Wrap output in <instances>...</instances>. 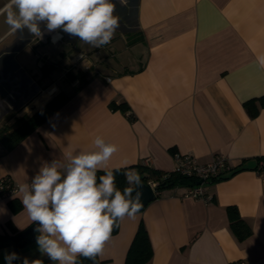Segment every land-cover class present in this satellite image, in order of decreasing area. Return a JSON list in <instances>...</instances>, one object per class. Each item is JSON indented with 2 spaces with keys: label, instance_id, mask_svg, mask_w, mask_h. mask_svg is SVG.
<instances>
[{
  "label": "crops",
  "instance_id": "0c3cea01",
  "mask_svg": "<svg viewBox=\"0 0 264 264\" xmlns=\"http://www.w3.org/2000/svg\"><path fill=\"white\" fill-rule=\"evenodd\" d=\"M114 2L120 27L109 44L94 48L61 29L49 32L46 22L39 37L13 30L6 18L17 10L0 0V95L18 101L10 104L18 106L16 115L29 116L60 92L70 96L0 154V179L30 183L45 162L66 163L69 153L95 150L96 136L118 146L108 169L137 172L147 164L174 171L175 151L200 163L225 155L228 176L206 184L214 199L186 196L188 187L164 189L135 218L120 221L99 256L104 264H124L143 220L154 251L143 264H264V176L254 167L264 155V106L257 101L255 116L245 106L264 95L257 59L264 56V0ZM69 71L87 80L69 83ZM113 101L129 108L114 109ZM12 198L20 201L0 190V233L32 224L23 208L10 207ZM229 205L251 226L243 241L232 230ZM9 253L20 257L12 264L24 258L54 264L36 241L2 246L0 264Z\"/></svg>",
  "mask_w": 264,
  "mask_h": 264
},
{
  "label": "clouds",
  "instance_id": "9594fccd",
  "mask_svg": "<svg viewBox=\"0 0 264 264\" xmlns=\"http://www.w3.org/2000/svg\"><path fill=\"white\" fill-rule=\"evenodd\" d=\"M118 3L126 7L128 0ZM13 6L17 12H8L6 23L16 31L27 28L37 37L42 35L40 23L46 22L49 32L61 29L84 44L102 48L120 27L114 0H11L8 7ZM257 59L264 67V56ZM94 146L93 151L69 153L66 163L45 162L31 183L18 184L13 193L31 223H38V249L54 264H78L79 257L95 264L118 222L135 218L143 207L140 174L125 171L130 186L121 191L115 176L120 169L106 167L118 146L101 136L95 137ZM18 259L16 253L5 255L6 264ZM22 264L41 262L24 258Z\"/></svg>",
  "mask_w": 264,
  "mask_h": 264
},
{
  "label": "trees",
  "instance_id": "16d2710c",
  "mask_svg": "<svg viewBox=\"0 0 264 264\" xmlns=\"http://www.w3.org/2000/svg\"><path fill=\"white\" fill-rule=\"evenodd\" d=\"M138 39H134L132 42H136ZM67 77L70 80H74L79 78L80 82H85L87 79L83 76V73H78L74 75L69 71L67 73ZM80 86H77L75 89L79 90ZM70 98L68 94L65 92H60L48 102L45 103V106L37 110L33 113V115L29 116L24 114L19 117L16 121V126L11 128L3 127L0 128V143L3 144L4 151L7 152L9 149L13 148L19 142L22 141L27 135L34 132V130L40 126L42 123L46 122L51 115L56 112L65 102ZM257 101H259V106H264V95L260 98H253L245 103V106L248 110L249 115L255 116L259 111V106L257 105ZM111 106L114 109L120 108L121 110H127L129 105L126 102H122L121 104L116 101L111 102ZM176 152V151H175ZM174 152V153H175ZM137 172L141 176V181L155 182L157 187L158 195L160 192L164 191V189L177 188V187H194L197 186L198 179L194 176H187L185 174L180 173L179 171H165L158 170L151 165L147 164H138ZM260 173H264V155L258 156L257 163L254 166ZM243 167H238L233 169V173L240 171ZM117 169V168H112ZM120 171L115 173L116 176V186L119 190L123 191L125 187H129L130 185L127 183L126 178L124 176V172L128 171V168H119ZM104 174L103 172H98V176ZM225 174V173H224ZM221 174L215 178H212L208 181V183H214L215 180L226 178L228 176ZM134 187V185H133ZM3 194V192H1ZM214 199V197L212 198ZM10 207L13 208L15 212L20 211L23 207L21 202L17 198H12L9 201ZM228 213L230 216L231 227L238 237L240 241H243L246 237L251 235L252 229L251 226L241 217L239 210L234 205H229ZM120 229V221L118 222V226L114 227L111 235L116 234ZM16 233H0V248L6 245H15L16 248H20L22 246L27 245V243L36 241V237L39 235L38 232L33 230L31 233L27 234L23 239H17ZM128 254L124 264H143L149 261L153 255V246L151 238L149 237V232L147 226L143 220L140 221L139 228L133 237V241L131 242ZM78 264H93L92 260L85 259L83 257L78 258ZM95 264H104V261L100 258V256L96 257Z\"/></svg>",
  "mask_w": 264,
  "mask_h": 264
},
{
  "label": "built area",
  "instance_id": "2783aa9c",
  "mask_svg": "<svg viewBox=\"0 0 264 264\" xmlns=\"http://www.w3.org/2000/svg\"><path fill=\"white\" fill-rule=\"evenodd\" d=\"M111 79V78H109ZM175 159L177 161L175 171H179L187 176L191 175L196 177L198 180L204 179V182L200 185L190 187L186 192V196H192L195 198H207L212 199L206 193V184L212 178H215L221 174L227 172L230 168L228 158L225 155H216L214 160L208 163H200L193 157L192 154H181L179 151L175 152ZM264 176V173H262ZM31 183V182H30ZM156 185L155 182H152ZM17 183L13 181L12 177L6 176L0 179V190L3 195L10 196L16 190ZM232 264H249L245 260H237Z\"/></svg>",
  "mask_w": 264,
  "mask_h": 264
},
{
  "label": "rangeland",
  "instance_id": "374dc122",
  "mask_svg": "<svg viewBox=\"0 0 264 264\" xmlns=\"http://www.w3.org/2000/svg\"><path fill=\"white\" fill-rule=\"evenodd\" d=\"M68 82L70 83V81ZM52 93H53L52 91H49L48 94L50 95ZM10 104L16 105L18 104V101H10L8 98L5 99L4 95L1 93L0 95V128L8 127V126H10L11 128L15 127L17 119H19V117L23 115V113L16 115V113L19 112V110L17 109L18 106H15V109H12L10 108L11 107ZM7 110H10V112H7ZM3 151H4L3 144L0 143V154L3 153Z\"/></svg>",
  "mask_w": 264,
  "mask_h": 264
},
{
  "label": "water",
  "instance_id": "95a60500",
  "mask_svg": "<svg viewBox=\"0 0 264 264\" xmlns=\"http://www.w3.org/2000/svg\"><path fill=\"white\" fill-rule=\"evenodd\" d=\"M204 182V179L202 178L201 180L197 181V184L200 185ZM142 192H143V197H142V203L143 207H146L149 203H151L155 198L158 196L157 192V187L151 182L147 183L145 181H142ZM134 194V193H133ZM38 223H32L30 226H28L25 230L21 231L16 235L17 239H23L26 237L27 234L31 233L33 230H35L38 227Z\"/></svg>",
  "mask_w": 264,
  "mask_h": 264
}]
</instances>
